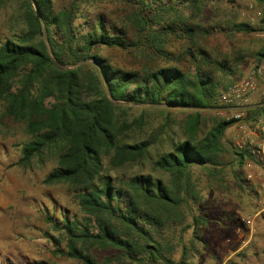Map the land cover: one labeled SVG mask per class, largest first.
<instances>
[{
  "label": "trees",
  "instance_id": "trees-1",
  "mask_svg": "<svg viewBox=\"0 0 264 264\" xmlns=\"http://www.w3.org/2000/svg\"><path fill=\"white\" fill-rule=\"evenodd\" d=\"M121 1L132 7L122 26H109L97 15L92 24L79 27L74 23L79 0H69L59 10L51 0H22L24 30L15 39L0 41V108L4 117L21 123L27 135L19 164H28L46 148L58 149L56 166L43 183L69 185L83 215L68 218L59 211L58 221L46 217L51 228L64 236V250L54 249L52 254L78 264H175L172 256L181 239L175 233L181 235L186 229L182 223L196 199L193 171L216 172L222 136L234 122L215 119L202 138L191 139L198 131V111L214 109L221 91L201 68L211 65L226 76L231 69L224 61H210L200 48L191 76L176 67L142 74L112 68L90 51L101 46L127 51L143 41L162 52L171 33L179 31L192 40L194 31L207 36L217 27L178 28L188 22L174 14L180 9L197 12L205 0ZM252 1L264 9V0ZM259 21L254 27L230 22L227 30L251 35L264 29V18ZM253 58L257 73L264 42ZM83 91L91 96L85 97ZM119 102L195 113L188 116L189 139L173 143L152 163L168 176L167 184L149 175H111L122 165L141 161L153 143L129 139L142 119L119 121L114 114V104ZM248 111L264 117V101ZM237 156L241 165L248 154ZM191 219L194 224L199 221Z\"/></svg>",
  "mask_w": 264,
  "mask_h": 264
},
{
  "label": "rangeland",
  "instance_id": "rangeland-1",
  "mask_svg": "<svg viewBox=\"0 0 264 264\" xmlns=\"http://www.w3.org/2000/svg\"><path fill=\"white\" fill-rule=\"evenodd\" d=\"M51 1L55 10L69 3V0ZM78 4L74 23L79 27L89 26L97 15H101L107 25L120 27L132 11V7L121 0H79ZM199 4L201 7L197 12L180 9L174 15L188 22L178 28L199 25V29L207 28L208 31L209 26H217L212 27L207 36L194 31L192 40H188L176 31L167 36L162 52L152 50L143 41L127 51L101 46L90 52L122 71L142 74L159 67H176L191 76L195 71L193 62L196 64L198 60L196 49L200 48L210 61H224L231 69L230 76H226L211 65L202 66L201 69L218 85V91L241 78L251 77L257 87L244 107L263 102L264 99L253 98L259 96L261 90L264 92V86H260L264 84V60L255 73L253 53L264 42V29L251 35L227 30L230 22L245 23L250 27L259 25L260 21L249 23L248 6L262 9V5L252 0H205ZM222 27L225 32L219 29ZM24 28L22 0H0V41L15 39ZM127 38L132 40L130 32ZM89 63L87 60L86 64ZM234 64L238 66L233 68ZM82 93L85 97L91 96L88 91ZM114 105V114L119 121L131 122L141 116V127L133 129L129 139L134 142L147 139L153 143L141 161L122 165L111 175H149L167 184L168 176L154 169L152 163L161 153L169 151L173 143L189 139L188 120L195 113L121 102ZM244 107L250 139L259 144L263 138L264 117L249 114ZM230 114L229 109L224 110L223 117L216 115L214 109L199 110L198 131L191 139L198 141L215 119L224 120ZM234 133V127L230 125L222 136L223 152L217 159L220 165L216 172L205 174L197 168L193 171L196 199L187 209L182 223L186 229L181 235L175 233L181 238L172 256L175 264L180 261L184 264H264V210L259 211L264 208V159L253 160L247 152L235 149L232 144ZM26 140L23 125L4 117L0 108V264H78L73 259L52 254L54 249L64 250V236L52 229L46 220V217H52L58 221L59 211L68 218L83 216L69 185L43 183L45 175L56 166L58 149L46 148L28 164L21 165L18 160ZM239 152L248 154L241 165L237 162ZM247 160H253L250 170L244 167ZM103 162L105 165L106 161ZM248 172L252 174L250 179L245 177ZM192 217L199 221L194 224ZM241 218H249L250 226L243 224Z\"/></svg>",
  "mask_w": 264,
  "mask_h": 264
},
{
  "label": "built area",
  "instance_id": "built-area-1",
  "mask_svg": "<svg viewBox=\"0 0 264 264\" xmlns=\"http://www.w3.org/2000/svg\"><path fill=\"white\" fill-rule=\"evenodd\" d=\"M247 17L249 23L259 21L264 18V9L248 6ZM256 87V82L251 77L239 79L219 92L215 100L216 107L214 110L216 115L221 117L224 116V110L229 109L231 111L229 118L226 117L224 120L232 119L234 121L231 124L235 130L232 138L234 148L247 152L253 160L262 161L264 159L263 141L259 144H254L251 141V133L247 128L243 114V107L249 97L256 91ZM252 162L250 160L245 161L244 167L247 168L246 170H250ZM245 177L250 179L252 177L251 172L246 173ZM240 221L246 226H250L249 218H241Z\"/></svg>",
  "mask_w": 264,
  "mask_h": 264
},
{
  "label": "crops",
  "instance_id": "crops-1",
  "mask_svg": "<svg viewBox=\"0 0 264 264\" xmlns=\"http://www.w3.org/2000/svg\"><path fill=\"white\" fill-rule=\"evenodd\" d=\"M263 60H264V58H263ZM262 63V62H261ZM259 69V68H258ZM260 86L262 87V86H264V84H260ZM264 92L262 93V90H261V92H260V94H259V96L257 95H255V97L253 98V99H258L259 101L260 100H263L264 98ZM254 102H255V100H254ZM259 103L260 102H256V103H252L251 105H248V106H246V107H244V108H247V109H249V108H253L254 106H258L259 105ZM261 135V134H260ZM262 141H264V132H263V138H262ZM263 185V184H262ZM264 210V208H262V209H260L259 211H263ZM258 211V212H259Z\"/></svg>",
  "mask_w": 264,
  "mask_h": 264
}]
</instances>
